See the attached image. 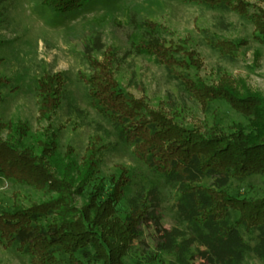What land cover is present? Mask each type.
Instances as JSON below:
<instances>
[{"label": "trees", "instance_id": "16d2710c", "mask_svg": "<svg viewBox=\"0 0 264 264\" xmlns=\"http://www.w3.org/2000/svg\"><path fill=\"white\" fill-rule=\"evenodd\" d=\"M97 0H42L57 15L81 11ZM200 4L220 16L236 15L254 27L252 41L264 46V0H181ZM254 1V2H253ZM222 18V17H221ZM130 37L132 51L163 68L177 93L213 112L214 104L226 102L245 122L226 129L197 128L176 124L165 114L126 92L113 70L115 55L104 51L94 39L84 45L92 70L83 79L92 107L106 119L118 140L133 148L136 158L171 184L176 181L179 210L185 229L158 228L154 249L135 264H194V244L217 248L214 264H244L247 255H264V192L257 199H242L227 191L234 180L264 177V96L244 82L222 81L209 85L198 74L202 62L184 43H167L160 26L135 21ZM206 43L224 60L236 62L247 40L233 42L221 36L206 37ZM101 53L102 61L92 59ZM262 53H254L260 66ZM64 73H45L36 80L41 120L51 122L68 95ZM10 80L0 78V111L3 90ZM16 91V90H13ZM4 130L28 137L24 124L0 119V179L28 186L51 196L48 201L25 207L16 204L0 213V244L29 258L30 264H126L132 243L143 240L148 214L158 219L160 194L155 187H140L130 195L132 171L118 167L116 173L99 177V165L109 146L99 126L81 163L73 151L61 157L56 140L29 147L20 137L4 139ZM91 191L79 207L77 197ZM54 194V195H52ZM126 202L127 210H122ZM238 214L237 220L233 215ZM255 233L251 245L241 233Z\"/></svg>", "mask_w": 264, "mask_h": 264}, {"label": "rangeland", "instance_id": "374dc122", "mask_svg": "<svg viewBox=\"0 0 264 264\" xmlns=\"http://www.w3.org/2000/svg\"><path fill=\"white\" fill-rule=\"evenodd\" d=\"M133 20L153 22L161 27L167 43H184L196 52L202 67L194 74L207 84L219 85L228 80L240 85L242 81L264 96V46L252 41L254 27L236 15L220 16L200 4L181 0H97L67 15L55 14L42 0H0V78L10 80V88L2 91L0 119L6 124H24L29 130L26 138L20 137L16 130H4L3 138L20 137L29 147L54 139L61 157L65 158L72 150L73 160L80 164L90 140L99 135L100 126L108 132L103 143L109 148L103 153L99 177H108L118 167H127L133 176L130 195L143 186L155 187L160 194L158 219L148 214L145 236L132 243L126 264H135L143 253L154 249L158 228L185 229L186 224L179 210L177 182L168 184L139 161L133 148L121 143L106 119L92 107L83 79L92 73L84 45L94 39L100 41L103 52L115 55L114 75L122 88L176 124L208 134L210 126L218 131L232 126L231 123L245 122L226 102L214 104L213 112L207 114L200 103L178 94L163 68L132 51L130 37L136 31ZM207 36H221L233 42L247 40L250 45L241 50L236 62H228L206 43ZM256 51L262 53L260 66L254 62ZM91 57L99 62L103 59L101 53H93ZM45 73H64L69 81L66 100L51 122L40 119L36 94V80ZM90 191L91 186L83 197L76 198L79 207ZM227 191L242 199H257L264 192V177L234 180ZM50 198L45 192L0 179V213L16 204L31 207ZM121 209L127 210L126 202ZM238 217L233 215L234 220ZM241 233L251 245L255 244V233L245 230ZM193 250L194 264H214L218 256L217 248L195 243ZM0 264H30V261L15 249L0 244ZM244 264H264V255L259 259L249 254Z\"/></svg>", "mask_w": 264, "mask_h": 264}]
</instances>
